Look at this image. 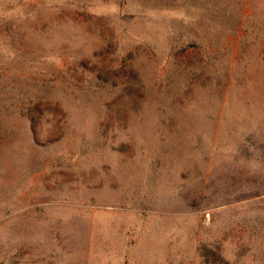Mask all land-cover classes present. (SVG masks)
Returning <instances> with one entry per match:
<instances>
[{"label": "rangeland", "instance_id": "rangeland-1", "mask_svg": "<svg viewBox=\"0 0 264 264\" xmlns=\"http://www.w3.org/2000/svg\"><path fill=\"white\" fill-rule=\"evenodd\" d=\"M0 264H264V0H0Z\"/></svg>", "mask_w": 264, "mask_h": 264}]
</instances>
